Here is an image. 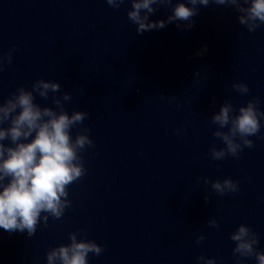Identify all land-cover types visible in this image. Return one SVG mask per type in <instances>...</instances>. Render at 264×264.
Wrapping results in <instances>:
<instances>
[{"label":"clouds","instance_id":"1","mask_svg":"<svg viewBox=\"0 0 264 264\" xmlns=\"http://www.w3.org/2000/svg\"><path fill=\"white\" fill-rule=\"evenodd\" d=\"M114 10L124 3H129L127 19L137 25L136 32L142 34L151 30L163 29L168 23L185 22L181 30L193 27L192 18L199 12V6L207 7L210 3L233 8L240 25L248 32H255L264 25V0H105ZM156 6L169 7L172 14L167 20H149L157 11ZM188 5H191L189 7ZM207 50L203 48L197 55ZM14 49L0 53V71L6 63L12 62ZM197 73L196 75H198ZM232 88L241 95H247L249 88L244 83L233 82ZM61 85L51 80L38 79L31 89L21 86L6 100L0 102V228L7 232H26L29 237L35 235L37 226L43 220L45 226L49 217L61 219L67 208L71 207L68 188L80 180L86 173L83 158L80 155L86 147L94 146L89 137L90 129L82 128L75 138L72 129L83 124L90 116L86 111L74 110L69 114L64 102L72 97L65 92L62 97L56 95ZM52 94L55 107L41 106L36 103V95L47 100ZM163 98V97H162ZM169 102L176 99L168 97ZM215 103V100H213ZM257 97L250 99L246 106L237 109L229 101L220 105L219 110L211 115V122L217 125L214 138L221 141L222 148L212 146L209 150L212 160H224L228 156L238 158L244 148H253L249 139L260 133L264 111L259 108ZM179 108L180 105L177 104ZM223 129H226L223 130ZM180 135L181 130L177 129ZM4 141H8L5 144ZM205 185L220 196L239 191V182L231 178L222 181L200 177ZM205 204L210 203V196H204ZM212 228H219L215 218L207 221ZM84 230L68 234L70 243L51 248L46 253L47 264H88L89 253L100 256L104 248L86 238ZM196 238L199 244L204 240ZM235 242L232 250L237 264L246 258H255L256 264H264V251L258 250L259 235L249 226L240 224L231 233ZM198 264H217L214 257H197Z\"/></svg>","mask_w":264,"mask_h":264}]
</instances>
